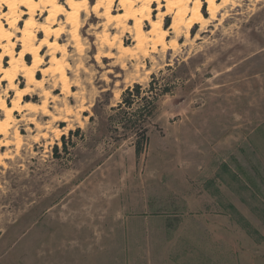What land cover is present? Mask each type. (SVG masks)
<instances>
[{"label":"rangeland","instance_id":"rangeland-1","mask_svg":"<svg viewBox=\"0 0 264 264\" xmlns=\"http://www.w3.org/2000/svg\"><path fill=\"white\" fill-rule=\"evenodd\" d=\"M104 3L88 0V8ZM114 8L125 12L119 0ZM18 9L22 29L30 15ZM206 9L203 0L209 21L188 37L140 47L133 31L83 13L77 48L64 15L36 11L32 45L46 37L42 26L60 30L50 40L67 45L57 55L70 90L41 71L55 68L42 45L43 84L25 95L30 109L15 112L41 121H15L0 135L13 141L0 149V264H264V0H236L214 19ZM7 11L2 5L0 18ZM6 27L20 52L21 33ZM26 83L18 76L19 87ZM136 85L129 107L124 97ZM147 101L149 114L140 111ZM143 131L149 140L138 155Z\"/></svg>","mask_w":264,"mask_h":264},{"label":"bare ground","instance_id":"bare-ground-1","mask_svg":"<svg viewBox=\"0 0 264 264\" xmlns=\"http://www.w3.org/2000/svg\"><path fill=\"white\" fill-rule=\"evenodd\" d=\"M115 0H107L104 11H101L102 5L96 4L93 7V11L88 8V0L79 3L77 0H65L66 6L59 2V0H0V8L2 5L8 7V11L4 12L0 18V135H4L7 138L9 130L15 124V121H32L36 125H39L35 117H28L26 114L21 119L15 118V112H23L30 109L29 103H23L25 95H28L30 91L42 86L43 81L37 77V70L40 64L43 62V57L40 54L41 46H47L51 56L50 63L55 65L54 70L52 68H42L41 71L44 74H48L52 71L59 75L56 84L60 83L63 91H69L68 78L64 64V58L57 55L58 52H62L66 55L68 49L67 45H62L58 38L54 41L50 40V37L55 34L57 37L60 34V30L51 32L49 27L42 26L41 30L45 33V38L41 41L38 47H34L32 42L38 37L37 33L32 29L35 24L34 15L36 11L41 8L49 13L48 20L55 18L58 14H62L66 17V22L72 24V29L69 31L71 34V40L73 47L77 48L80 44V31L79 22L83 15L86 14L88 21H95V19H106V22L101 23L106 29L109 25L115 24V27L123 26L124 29L134 32L135 41L138 46H142L146 42L151 41L154 46L157 44L165 45V41L170 33H174L177 37H188L191 33V29L194 25L204 26L208 23L209 18L203 13V0H119L121 8L124 9V13L118 15L114 14L117 11L114 8ZM207 3V13L211 19L216 18L219 9L227 6L228 4H235L236 0H205ZM19 3L25 7V13L30 15V18L25 21L24 27L21 29L18 27L19 15L18 8ZM157 7L153 9L154 4ZM139 6V7H137ZM166 8V11H164ZM157 11L154 14V11ZM174 13L172 24L169 28H165L163 21L167 14ZM4 19L6 24L3 22ZM133 21V25H129ZM150 25L148 30L145 29L147 22ZM18 29L21 33V37L17 40L22 45V50L16 52V43L12 40V34L6 27ZM110 46H115V42H110L108 39L104 40ZM123 41H120L118 48L121 49ZM32 55V63L27 62V55ZM5 57H9L6 62ZM113 54L108 52L106 55H97L98 60L104 61V59H111ZM8 63V65L5 64ZM18 76H23L26 79V87L22 88L16 84ZM7 82V91H14L15 96L11 100V104L3 97L1 87L3 82ZM51 97V92H45V98ZM56 98H54L55 100ZM45 101L42 106V113L44 116H50V110L47 107L48 101ZM4 115V119L1 117ZM26 123V122H25ZM30 123V122H29ZM14 140L17 143H21V133L19 129L14 131ZM13 141L8 139L0 140V149L11 145Z\"/></svg>","mask_w":264,"mask_h":264},{"label":"trees","instance_id":"trees-1","mask_svg":"<svg viewBox=\"0 0 264 264\" xmlns=\"http://www.w3.org/2000/svg\"><path fill=\"white\" fill-rule=\"evenodd\" d=\"M136 95L134 96V97H131V99H127L126 97H124V103H126L129 107H132L133 106V104L135 103V99L137 98V96H139L140 95V85H136ZM129 90V89H128ZM127 90V94H129L128 92H130V91H128ZM164 92H168V89H164ZM124 96H125V94H124ZM126 98V99H125ZM151 103H152V101H147L141 108H140V111H143V112H147V114H149V113H151L152 112V110H151V107H150V105H151ZM122 105L121 104H119V106H118V108L119 107H121ZM116 125V124H115ZM118 125V124H117ZM123 126V127H127V126H129L128 124H127V122H119V126ZM149 140V138H148V136H147V132L146 131H143V133H142V137H141V140H138L137 141V143H136V145H135V151H136V153L138 154V155H140L142 152H143V146H144V144H146L147 143V141Z\"/></svg>","mask_w":264,"mask_h":264}]
</instances>
